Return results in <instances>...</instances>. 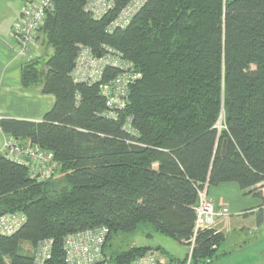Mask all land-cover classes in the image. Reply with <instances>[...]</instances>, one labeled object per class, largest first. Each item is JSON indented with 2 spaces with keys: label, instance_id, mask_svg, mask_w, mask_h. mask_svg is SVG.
<instances>
[{
  "label": "trees",
  "instance_id": "trees-1",
  "mask_svg": "<svg viewBox=\"0 0 264 264\" xmlns=\"http://www.w3.org/2000/svg\"><path fill=\"white\" fill-rule=\"evenodd\" d=\"M131 1L113 0L94 20L90 0H54L44 52L22 66L21 81L41 85L55 104L41 123L3 120L0 129L51 152L56 168L36 182L0 155V217H26L17 233L0 235V264H33L45 239L53 242L45 264H66L63 239L99 227L108 230L103 264H132L150 251L184 264L158 248H108L135 234L187 246L204 183H235L264 206V0H146L109 32ZM79 45L97 56L107 47L140 74L114 119L104 115L99 84L70 76ZM117 73L107 68L100 84ZM223 241L212 229L198 232L191 264H213Z\"/></svg>",
  "mask_w": 264,
  "mask_h": 264
},
{
  "label": "built area",
  "instance_id": "built-area-1",
  "mask_svg": "<svg viewBox=\"0 0 264 264\" xmlns=\"http://www.w3.org/2000/svg\"><path fill=\"white\" fill-rule=\"evenodd\" d=\"M146 0H132L117 18L110 24L112 28L125 27L141 8ZM113 7V0H90L86 5V12L94 20H100ZM54 0H24L23 7L16 21L11 27V36L17 44V57L23 66L36 61L43 54L41 32L46 17L53 11ZM107 68L118 73L105 84H100ZM74 83L87 85L99 84L100 96L105 98L107 111L105 116L115 118V111L124 107L127 88L140 79V74L134 72L132 66L123 60L117 52L101 47L99 56L93 54L88 47L79 45L74 60V67L70 73ZM3 156L10 162L27 169L28 176L36 182L50 179L55 172L56 164L53 154L45 151L36 144L20 142L9 137L4 144ZM197 205L194 208L195 222L193 234L187 242V254L184 264H191L192 252L198 232L211 229L216 219L225 215L215 210L212 200L208 196V184L197 190ZM26 217L22 213L7 214L0 217V235L12 236L25 224ZM108 230L99 227L71 234L63 239L64 261L66 264H103L107 261L103 248ZM52 240L45 239L38 243L33 251V264H45L50 259ZM160 254L148 252L135 259L132 264H163Z\"/></svg>",
  "mask_w": 264,
  "mask_h": 264
},
{
  "label": "crops",
  "instance_id": "crops-1",
  "mask_svg": "<svg viewBox=\"0 0 264 264\" xmlns=\"http://www.w3.org/2000/svg\"><path fill=\"white\" fill-rule=\"evenodd\" d=\"M23 4L24 0H0V121L37 124L53 108L55 97L43 94L41 85L24 87L22 84L23 64L17 57V44L11 36V27ZM8 138L0 129V155H3ZM261 193L264 197V189ZM208 196L215 210L225 214L216 219L211 228L224 237L218 249L219 259L213 264H264V206L261 200L241 191L235 183L212 186L208 189ZM130 237L128 249L158 248L177 263H181L187 254L186 245L173 241L140 234ZM156 239L163 242H153ZM163 259L167 264L168 259Z\"/></svg>",
  "mask_w": 264,
  "mask_h": 264
},
{
  "label": "rangeland",
  "instance_id": "rangeland-1",
  "mask_svg": "<svg viewBox=\"0 0 264 264\" xmlns=\"http://www.w3.org/2000/svg\"><path fill=\"white\" fill-rule=\"evenodd\" d=\"M46 51H47V53H49L50 50L47 49ZM221 128H222L221 125L218 124L217 125V129L220 130ZM262 233H264V230H263ZM156 238H159V239H162V240H167L168 242L171 241L170 239L165 238V237L156 236ZM130 239H131L130 236H123V237L120 236L118 238H114L110 242V248H108V250H110V251L126 250V249H128V247L130 245ZM159 239H156L153 242H163V241H159ZM22 250H23L24 253L32 256V248L31 247L25 246V244H24V245H22ZM150 252L158 253V252H155V251H150ZM159 257H160V260H162L163 264H166V260H164L162 256H159Z\"/></svg>",
  "mask_w": 264,
  "mask_h": 264
},
{
  "label": "water",
  "instance_id": "water-1",
  "mask_svg": "<svg viewBox=\"0 0 264 264\" xmlns=\"http://www.w3.org/2000/svg\"><path fill=\"white\" fill-rule=\"evenodd\" d=\"M99 56V55H98ZM225 145L226 143L224 142L223 143V146H222V150H221V155L224 156V153H225Z\"/></svg>",
  "mask_w": 264,
  "mask_h": 264
}]
</instances>
